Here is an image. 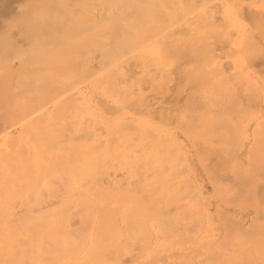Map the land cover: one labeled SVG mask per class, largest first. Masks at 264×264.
Listing matches in <instances>:
<instances>
[{
  "label": "rangeland",
  "instance_id": "374dc122",
  "mask_svg": "<svg viewBox=\"0 0 264 264\" xmlns=\"http://www.w3.org/2000/svg\"><path fill=\"white\" fill-rule=\"evenodd\" d=\"M69 3L0 64V264H264V0Z\"/></svg>",
  "mask_w": 264,
  "mask_h": 264
},
{
  "label": "bare ground",
  "instance_id": "6f19581e",
  "mask_svg": "<svg viewBox=\"0 0 264 264\" xmlns=\"http://www.w3.org/2000/svg\"><path fill=\"white\" fill-rule=\"evenodd\" d=\"M63 0H0V61H2V62H0V64H1V66L2 65H5L4 63H3V61L6 59V60H8L7 58H9V59H12V60H9L10 62H9V65H8V67L5 65V66H2V69H3V67H7V68H9L10 70H11V72H20V73H17V75H19L20 76V78H21V75H23L24 77L23 78H25V80H23V78H21L22 80H23V82H22V80L20 79H18V77L19 76H17L16 75V79H17V81H16V79H14V83H15V81L17 82V83H15V86L16 87H12L11 88V90L10 91H13L15 88H17V90L19 89V88H23V87H25V86H21L20 84H26L27 83V81L29 80H31L30 82L28 81V83L26 84L27 85V87H25V89L27 90H31L32 88V91L34 92V87H35V89L37 88H39L40 86L42 87V84H41V82L43 81V80H40L41 78L43 79V72L41 73L40 72V67H39V65H41L40 63H41V61H42V57H39V56H36V55H34V54H32V52L30 53V50L32 49L30 46H28V44H30L31 42H29L28 44H27V41H22V39L20 40L19 38H21V37H19L20 35L21 36H23L24 38H26V37H28V38H26V39H29V37H32L31 39H29L30 41H33L34 43L32 44V45H34L35 46V44L37 45L39 42V46L37 47L38 48V51H39V48H40V44H41V41H42V44H41V50H43L42 49V46H45V45H43V43L44 44H48V41H50V39H51V43H52V45L53 44H56L57 42V39H59L60 37H57L58 35H57V33H56V30H57V28H58V26L60 25V21H61V17H62V15H64V12L65 11H63L64 10V8L66 7V6H68V5H70L71 6V4L72 3H69V0L68 1H66V0H64V3L62 2ZM66 2H68L67 4H66ZM72 2V1H71ZM117 3V2H116ZM119 4H123V2H118ZM76 4V3H75ZM119 4H115V5H117L118 7L117 8H119L120 6H119ZM73 5V4H72ZM114 5V6H115ZM124 5H126L125 3H124ZM124 5H121V8H119V9H125L123 6ZM70 6H68V10H69V7ZM116 7V6H115ZM67 9V7L65 8V10ZM127 9V8H126ZM67 10V11H68ZM67 11L65 12V13H67ZM120 11V13H118V14H120V15H117L118 17L119 16H121V15H123L125 12H123V11H121V10H119ZM118 11V12H119ZM63 13V14H62ZM98 17H99V15H97ZM60 22V23H59ZM117 26V25H116ZM119 28H120V26H118ZM117 27V28H118ZM76 27H71V29H75ZM118 28V29H119ZM70 29V30H71ZM119 31V30H118ZM117 32V31H116ZM115 32V34H116V36L118 35V32L116 33ZM22 33V34H21ZM24 34V35H23ZM114 34V35H115ZM26 36V37H25ZM55 36H56V38H55ZM34 38H36V39H34ZM45 38V39H44ZM47 40V42L46 41H44V40ZM56 39V41H54V42H52V40H55ZM34 40H36V41H34ZM44 41V42H43ZM35 42H37V43H35ZM56 42V43H55ZM26 46V44H27V46H28V48H31V49H29V52H27V53H24V52H26L27 50H28V48H26L25 46H22V48L19 46V44H21V45H23V44ZM50 43V44H51ZM55 46V45H54ZM26 48V50L25 51H22L24 54H21L20 52H18L19 53V55H18V53H17V51L18 50H24V48ZM35 49V47H33V49L32 50H34ZM37 50V49H36ZM77 50H80V49H78L77 48ZM77 50H76V52H77ZM43 51H45V50H43ZM81 51V50H80ZM15 52L17 53V54H15ZM14 53V54H13ZM78 53H80V52H78ZM13 54V55H12ZM21 54V55H20ZM30 54V55H29ZM64 54V53H63ZM12 55V56H11ZM14 55H16V57H17V55L19 56V58H20V56H24L25 57V59L27 60H25L26 61V64L27 65H25L24 64V62L23 61H21L18 57V59L22 62H20L19 61V64L18 65H15V62H14V60L13 59H16V57L14 56ZM26 55H29V56H27L26 57ZM3 56L5 57V58H3ZM11 56V57H10ZM14 56V57H13ZM7 57V58H6ZM13 57V58H12ZM3 58V59H2ZM4 62H6V61H4ZM47 62V61H46ZM39 64V65H38ZM48 64V63H47ZM47 64L45 63V65H46V67H47ZM49 65V64H48ZM1 66H0V69H1ZM42 66V65H41ZM26 67L28 68V70H26ZM44 69H46V68H44ZM0 72H2V70L0 71ZM7 72H9V71H7ZM11 72H9V73H11ZM27 72V74H25ZM5 73V72H4ZM24 73V74H23ZM13 74H15V73H12V75ZM8 75V74H7ZM6 75V76H7ZM10 75V74H9ZM25 75H27L26 77H25ZM3 76V75H2ZM13 76H15V75H13ZM13 76H10V77H13ZM42 76V77H41ZM46 77V76H45ZM44 77V78H45ZM2 78V77H1ZM27 78H29L27 81H26V79ZM4 79V78H3ZM45 79H47V78H45ZM1 81V80H0ZM41 81V82H40ZM18 82H19V84H18ZM25 82V83H24ZM45 81H43V83H44ZM9 82H7V80L5 79V81H1L0 82V88L3 90V88H4V90L6 89V90H8V88H6L7 86H9L10 84H8ZM13 83V82H12ZM12 83H11V86H12ZM8 84V85H7ZM16 84H18L19 85V87H18V85H16ZM30 84H32V85H30ZM47 83H45V85H46ZM34 85H38L39 87H37V86H34ZM21 86V87H20ZM32 86V88L30 89V87ZM9 89H10V87H9ZM4 90L2 91V92H4ZM5 90V91H6ZM178 90V89H177ZM1 91V90H0ZM14 91H16V89L14 90ZM19 91H21L20 93H22V92H24V89H23V91L20 89ZM31 91V92H32ZM37 91V90H36ZM182 91V90H181ZM181 91H179L178 90V92H181ZM7 92H9V90L7 91ZM30 92V91H29ZM31 93V95L33 94L34 95V93ZM163 92V91H162ZM165 92V91H164ZM170 92H172V91H170ZM191 92L193 93V90H191ZM25 93H28V92H26L25 91ZM159 94V93H158ZM169 94V93H168ZM181 94V93H180ZM190 94V93H189ZM189 94H188V96H189ZM21 95V94H20ZM19 95V96H20ZM25 95V94H24ZM31 95H29V93H28V95L27 96H31ZM31 96L29 99L31 100V99H33V97L35 96ZM160 95V94H159ZM163 95V94H162ZM170 96H166V95H163V97L164 96H166V99H164L165 101V103H167V105L169 104V105H173L172 103H174V105H175V103L178 101L177 99H178V95H179V93H178V95H177V97L175 96V94L173 93V95H171V93L169 94ZM19 96H18V98H19ZM156 96V95H155ZM154 96V97H155ZM181 96V95H180ZM187 96V95H186ZM187 96V97H188ZM25 97V96H24ZM157 97V96H156ZM160 97V96H159ZM158 97V98H159ZM173 97H174V99H173ZM26 98V97H25ZM28 98V97H27ZM152 98H153V96H152ZM180 98V97H179ZM181 99V98H180ZM152 100V99H151ZM156 100V99H155ZM163 100V99H162ZM183 100V99H182ZM153 101H154V98H153ZM163 102V101H162ZM161 102V103H162ZM179 102H181V101H179ZM7 103V102H6ZM151 103H152V101H151ZM154 103H155V101H154ZM160 103V102H159ZM164 103V104H165ZM178 103V102H177ZM176 103V104H177ZM7 104H9V103H7ZM156 104H157V100H156ZM154 105V104H153ZM161 106H164V105H161ZM166 106H164L163 107V109H159L160 111L159 112H157L158 114H163L164 113V111H165V113L164 114H166V109H164ZM168 108V107H167ZM171 108H173V107H171ZM171 108H169L170 110H171ZM157 110V109H156ZM161 110L163 111V113L161 112ZM158 111V110H157ZM168 113V112H167ZM163 114V115H164ZM165 116V115H164ZM23 127V126H22ZM24 128V127H23ZM18 129H17V127H7V128H4V132H6V134L7 135H13V137H14V134H16L15 133V131H17ZM20 130H22V129H20ZM24 130H26V128L24 129ZM18 132V131H17ZM25 132V131H24ZM23 132V133H24ZM21 133V132H20ZM19 135V134H18ZM8 136V137H9ZM10 136V137H11ZM16 136V135H15ZM17 138H19V136L17 137ZM11 139V138H10ZM41 244V243H40ZM9 248V247H8ZM42 248V247H41ZM41 248H39V249H37V250H41ZM43 248H45V247H43ZM10 249V248H9ZM44 250H46V249H44ZM58 250H60V249H58ZM49 251H50V249H49ZM49 251H47V253L49 252ZM41 252V251H40ZM39 252V254H40V256H41V253ZM44 253V252H43ZM38 254V255H39ZM45 254V253H44ZM43 255V254H42ZM51 256V255H50ZM37 257V256H36ZM44 257H49V255L47 256H44ZM32 258V257H31ZM34 258H35V256H34ZM33 258V259H34ZM55 258V257H54ZM233 258V257H232ZM232 258H230V259H232ZM235 258V257H234ZM44 259V258H43ZM51 259V258H50ZM49 258H48V260H50ZM53 259V258H52ZM51 259V260H52ZM235 259H239V258H235ZM37 260V259H36ZM42 260V259H41ZM234 260V259H233ZM42 261H44L45 262V260H42ZM55 261V260H54ZM232 261V260H231ZM230 261V262H231ZM244 261V260H243ZM39 262V261H38ZM52 262V261H51ZM236 263L237 262V260L235 261H232L231 263ZM240 262H242V260L241 259H239L238 260V263H240ZM31 263V262H30ZM37 263V262H36ZM42 263V262H41ZM50 263V262H49ZM52 263H54V262H52ZM243 263V262H242ZM246 263V262H245Z\"/></svg>",
  "mask_w": 264,
  "mask_h": 264
}]
</instances>
